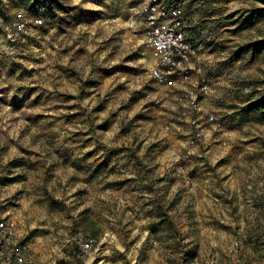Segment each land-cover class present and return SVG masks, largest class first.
I'll use <instances>...</instances> for the list:
<instances>
[{"label": "rangeland", "instance_id": "obj_1", "mask_svg": "<svg viewBox=\"0 0 264 264\" xmlns=\"http://www.w3.org/2000/svg\"><path fill=\"white\" fill-rule=\"evenodd\" d=\"M164 1L191 82L151 77L148 0H0V212L56 264H264V0Z\"/></svg>", "mask_w": 264, "mask_h": 264}, {"label": "built area", "instance_id": "obj_2", "mask_svg": "<svg viewBox=\"0 0 264 264\" xmlns=\"http://www.w3.org/2000/svg\"><path fill=\"white\" fill-rule=\"evenodd\" d=\"M36 22L39 23L40 20ZM145 25V42L154 61L150 75L154 80L166 82L169 78H180L191 82L194 75H202L200 46L188 38V22L180 8L171 6L164 0H148ZM198 92L201 95L208 93V85L204 79L198 82ZM188 100L190 108L197 110L198 101L193 89L188 91ZM94 242L92 237L75 239V244L82 253L91 251ZM0 264H32L29 245L19 234L17 226L1 212Z\"/></svg>", "mask_w": 264, "mask_h": 264}, {"label": "crops", "instance_id": "obj_3", "mask_svg": "<svg viewBox=\"0 0 264 264\" xmlns=\"http://www.w3.org/2000/svg\"><path fill=\"white\" fill-rule=\"evenodd\" d=\"M188 38L191 39V40H193V38L189 34H188ZM17 229H18L19 234L22 235V233H23L22 229L20 227H17ZM31 245H32V247H31ZM29 247L32 250V252L30 251V258H31L32 264H56L55 263V260H52V254L45 255L42 252V248H41L40 245H36L34 247V244L30 243ZM34 251L35 252L37 251L36 254H34ZM37 253H39V254H37ZM85 263H87V262H85Z\"/></svg>", "mask_w": 264, "mask_h": 264}]
</instances>
